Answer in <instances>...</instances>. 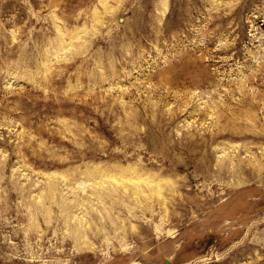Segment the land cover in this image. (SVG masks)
<instances>
[{"label": "rangeland", "instance_id": "rangeland-1", "mask_svg": "<svg viewBox=\"0 0 264 264\" xmlns=\"http://www.w3.org/2000/svg\"><path fill=\"white\" fill-rule=\"evenodd\" d=\"M0 264H264V0H0Z\"/></svg>", "mask_w": 264, "mask_h": 264}]
</instances>
